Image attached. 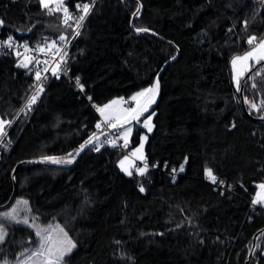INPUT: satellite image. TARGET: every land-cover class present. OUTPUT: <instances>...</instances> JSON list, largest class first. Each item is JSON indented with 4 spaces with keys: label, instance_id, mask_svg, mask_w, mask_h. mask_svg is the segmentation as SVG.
Masks as SVG:
<instances>
[{
    "label": "trees",
    "instance_id": "16d2710c",
    "mask_svg": "<svg viewBox=\"0 0 264 264\" xmlns=\"http://www.w3.org/2000/svg\"><path fill=\"white\" fill-rule=\"evenodd\" d=\"M84 3L65 0L63 7L78 18L77 5ZM132 19L134 28L149 31H136ZM0 20L2 37L33 46L56 43L71 31L62 8L49 12L40 0H0ZM263 38L262 0H98L69 49L70 76L53 78L8 133L0 205L16 181L12 204L26 197L41 223L61 221L77 243L64 264H246L251 252L249 264H264V206L253 203L264 183V62L244 86L253 117L242 105L231 64ZM23 63L14 50L0 54L5 119L17 115L35 84ZM158 77L155 127L146 162L137 164L147 165L142 175H129L119 161L143 128L128 149L95 151L96 141L71 166L45 162L73 161L99 134L101 105L115 97L128 101ZM2 210L0 225L8 234L0 260L15 259L36 233L5 219Z\"/></svg>",
    "mask_w": 264,
    "mask_h": 264
},
{
    "label": "snow or ice",
    "instance_id": "6c2138e0",
    "mask_svg": "<svg viewBox=\"0 0 264 264\" xmlns=\"http://www.w3.org/2000/svg\"><path fill=\"white\" fill-rule=\"evenodd\" d=\"M94 2V0H93ZM262 2H264V0H262ZM40 3L42 5L43 8L45 9H49V12L52 11H60L61 8L64 12L65 15V19H64V23L67 24L68 20L71 19V17L68 14V9L67 7H63V0H59V3L57 4V7L55 9H52L49 7L50 3H52V0H40ZM82 7V12L83 14L79 17V21H83L85 19V17L89 14L90 12V6L88 3H84L82 6L81 5H77V8H81ZM139 7L136 10L135 14H139ZM4 21L0 20V25H3ZM245 25H247V21L244 22ZM80 27V23H77V28ZM136 31L138 32H147L149 31V29L146 28H138L136 29ZM77 35H79V33H76ZM61 40H65L66 38L64 36L60 37ZM256 40V37H251L248 40L249 44H253L254 41ZM7 44V46L11 47L12 46V37H9L8 40L6 42H4ZM55 43V42H54ZM41 51H43V49H41ZM173 59H175V57H173ZM250 59H255L257 63H260L261 61H264V41H261L257 47H255L251 52L247 53L245 56L243 57H236L232 60V64L235 67L237 65L238 62L243 61V62H247ZM21 66L23 67H28L27 63H23ZM239 73L237 76V80H236V84H237V89L239 90V85H240V80H239ZM36 79L40 80V74L39 72L36 73ZM76 83L77 85H79V87L81 89H83V85L80 84V80L79 77H77L76 79ZM253 87H256L255 84H253ZM43 91V86L42 84L37 88L36 92L29 98L26 107L27 108H31L32 104H35L38 96L40 94V92ZM159 91V79L157 78V80L155 81V83L149 87V88H145L143 91L138 92L134 97H132L133 100L137 101V106L131 110H129V115L131 119H135L138 120L139 117L141 115H143V113L147 112L149 110V107L152 103L155 102V97L158 94ZM140 98H143V102H140ZM91 99V98H89ZM113 104L118 103V101H113ZM111 105H105L104 108H98V111H100V113L102 115L105 114V109L106 108H110ZM250 107L252 109H256L257 111L259 110L257 108V105L255 103H251ZM106 119H115L116 121L120 120L119 116L116 117H111V116H106ZM150 120H151V116L147 117L144 121V127L148 129L149 132L152 131V127L150 125ZM5 124H11V121H5L0 119V136H4L6 135L5 132ZM113 127H115L116 125L113 124ZM235 125H233L234 127ZM97 127H99V125H97ZM131 132V129L129 128L127 130V132L125 133V137H127L128 133ZM142 139L146 140L147 137H143ZM93 140L89 139L88 141H86V144H92ZM85 147V145H81L80 146V150H82ZM143 148V143H141L140 148H138L136 151L139 152L141 149ZM98 150V149H97ZM79 154V151L77 152V155ZM71 155V154H69ZM133 155H135V152L133 153ZM46 159L52 160L54 163H61V162H65V163H71L72 160H57L56 158L53 157H48ZM121 167H123V161H121ZM147 165H145L144 168H140L138 169L139 173L142 175L144 173V171L146 170ZM183 166H181L180 171H183ZM125 171H127V169H125ZM175 171V169H174ZM129 175H131V173H128ZM207 176L209 177V179L212 180L213 183L216 182V177L215 175H213L212 170L208 169L206 171ZM221 183H223L221 181ZM259 188L261 189V193H259L257 195V198L253 201L254 204H264V184L259 185ZM141 191H144V189L141 187L140 189ZM18 204L20 203H24L26 204V201L17 202ZM16 215H17V209H12L11 212H5L3 213V217L5 219H9V220H14L16 219ZM18 223L22 222L27 224L28 221L27 220H23V221H19L17 220ZM49 229H44L43 232L41 230H38L36 232V235L38 237H40V245L39 247L31 252L28 256L29 259H33L35 258H39V257H43V261L42 264H63V260L65 255L71 253V251L76 247L75 243L71 241L70 238H68V234L66 232H64V230L61 228L59 229V231L61 233H63L64 236V240L62 241H53L50 235H45L43 233H47L49 232ZM7 235L6 230H4L2 227H0V243H3L5 236ZM21 255H24V253H21ZM4 264H7V261L4 262Z\"/></svg>",
    "mask_w": 264,
    "mask_h": 264
},
{
    "label": "rangeland",
    "instance_id": "374dc122",
    "mask_svg": "<svg viewBox=\"0 0 264 264\" xmlns=\"http://www.w3.org/2000/svg\"><path fill=\"white\" fill-rule=\"evenodd\" d=\"M62 12H63V10H62ZM261 41H264V38L259 40L258 42H256L254 45H252L244 53L234 55L232 60L234 58H236V57L245 56L247 53L251 52L255 47H257L258 44ZM57 43L58 42L50 43V44H47V45L50 48H56L58 46ZM231 64H232V61H231ZM256 64H258V63L256 62L255 59H250L247 62L240 61V62L237 63V65L235 67L232 64V77H233V82H234L236 87H237L236 80H237L238 73L240 74L239 75V80H240V84H241L243 79H244V77L246 76V74ZM239 87H240V85H239ZM145 88H149V87H145ZM145 88H141V89L135 91L130 96V98L127 101V103H123V98L115 97L114 99L110 100L106 104L100 106V108H104L105 105H111L110 108H106L105 109V114L103 115L104 117H106V116H111L113 118L116 117V116L120 117L119 121H116L114 119V124L116 125L115 127L122 126V127L118 128L117 131L120 134V136L123 139L125 144L130 146L133 143V136H134V133L136 132V130L139 129V128H143V130L140 133L139 142L137 144H135L134 146H132L130 148V150L128 152H126L124 154V156L121 158V160L119 161L120 166H121V161H123V167H121V168L124 171H125V169H127V171H125L126 173H129V172L132 173V171L134 170L135 166L138 163L145 164L146 159H147L146 144H147V141H148V138H149V134L154 130V127H155V123H154V115L155 114L153 112L148 114V115H146L143 118H139L138 120L131 119L130 115H129V110H131V109H133V108H135L137 106V101L133 100L132 97H134L138 92L143 91ZM157 95L155 97V101H156ZM113 101H118V103L113 104L112 103ZM140 102L141 103L143 102V98H140ZM154 103H152L150 105L149 109L153 106ZM145 113H143V115ZM149 116H151V120H150V125L152 127V131L151 132H149L148 129L144 127V121ZM129 128L131 129V132L128 133L127 137H125V133L127 132V130ZM99 133H102V132H99ZM145 136L147 137V139L146 140L142 139ZM102 139H103V137L100 138L97 141L99 142ZM141 143H143V148L139 152H137L136 150L138 148H140ZM134 152H135V155H133ZM261 184H264V183H260L259 185H261ZM259 193H261V189L258 186V189L256 191L254 200L257 198V195ZM18 201H20V202L26 201L27 203L26 204H24V203L18 204L17 203ZM262 205L264 206V204H262ZM14 208L17 209L16 219H14V220H16V221L17 220H19V221L27 220L28 221L27 224L22 223V222H20V223L30 226L35 231V233L38 230H41L43 232L44 229H49L50 230L49 232L43 233V234L50 235L53 241L59 242V241L64 240L63 233H61L59 231V229L62 228L64 230V232H66L68 234V238H70L71 241L75 243V245L77 244L76 240L70 234V230L61 221L54 220L50 224L41 223L39 218L36 215H34L33 212L31 211V205H30V201H29L28 198H26V197H18L10 208L3 209L2 211H3V213L11 212L12 209H14ZM0 227H2L5 230V228L3 226L0 225ZM6 232H7V230H6ZM6 237H7V235L5 236V239H6ZM0 245H1V243H0ZM39 245H40V237H38L36 235V237L34 238V242H33V245L31 246V248L21 252V253H24V255H21V253H20L17 256V258H15V259L7 258V259L0 260V264H4L5 261H7V264H42L43 257H39V258H35L34 257L33 259H29L28 258L29 254L31 252L35 251L39 247ZM63 264H64V260H63Z\"/></svg>",
    "mask_w": 264,
    "mask_h": 264
},
{
    "label": "built area",
    "instance_id": "2783aa9c",
    "mask_svg": "<svg viewBox=\"0 0 264 264\" xmlns=\"http://www.w3.org/2000/svg\"><path fill=\"white\" fill-rule=\"evenodd\" d=\"M97 1L98 0H94V2L93 0H87V3L90 6V12L97 3ZM68 14L71 17V19L68 20L66 26L71 28V31L65 37L66 38L65 40L58 41L57 43L58 46L56 48H50L47 44L40 46H33L27 43L19 42L18 40H15L13 38H12V46L9 47L7 46L6 43H4L8 40V38H4L0 34V54H4L7 51L14 50L21 57L22 61L28 64V70L31 73H33L35 77L34 87L31 93L29 94V96L27 97V99L25 100V102L23 103V105L21 106L17 115L11 119H5L2 117L0 113V119L5 121H11L10 125L5 124L6 135L0 136V161L3 153L9 151L11 148V144L8 142L7 137L12 125L14 124L15 120L20 115V113H26L32 109L33 104L31 105L30 109L26 107V104L29 98L36 92L37 88L42 84L44 91L53 78L55 77L60 78L63 75L70 76V68L67 64L69 49L72 45L74 38L77 35L76 33L77 32L79 33L83 23L85 22L89 14L85 17L83 21H79V18H77V16L75 15V11L73 10L68 9ZM64 19H65V15L63 12V20ZM77 23H80V27L78 28H77ZM0 33H1V29H0ZM41 49H43V51H41ZM37 72H39L40 74V78H41L40 80L36 79ZM42 92H40V94ZM123 103H127V99L123 98ZM113 124H114V119H106V117H101L98 124L99 125L98 130L99 132H107V135H105L103 139L95 145L94 147L95 151H100L106 146H118L123 149L129 148V145L124 143L118 131L113 130L114 128L112 126ZM144 167H145L144 165H136L134 171L139 172L138 169Z\"/></svg>",
    "mask_w": 264,
    "mask_h": 264
},
{
    "label": "water",
    "instance_id": "95a60500",
    "mask_svg": "<svg viewBox=\"0 0 264 264\" xmlns=\"http://www.w3.org/2000/svg\"><path fill=\"white\" fill-rule=\"evenodd\" d=\"M139 9H140V11L142 10V3H141V2L139 3ZM140 11H139V12H140ZM135 13H136V12H135ZM135 15H136V14L133 15V19H134ZM133 19H132V26H133V28H134V25H133ZM134 29L136 30L137 28H134ZM179 54H180V51H179L178 55L175 57V59H177V58L179 57ZM263 62H264V61H261L260 63L254 65V67H253V68H252V69L246 74V76L244 77V79H243V81H242V83H241L240 90H239V94H240V97H241L242 105H243L245 111H247V113H248L250 116H252V115L248 112L247 107H246L245 96H244V86H245V82H246V80L251 76V74H252V73H253V72H254V71H255V70H256V69H257V68L263 63ZM168 63H169V62H167L166 65H167ZM166 65H165V66H166ZM158 79H159V77H158ZM160 97H161V86H160V80H159V91H158V95H157V98H156L155 103L153 104V106H152V107H151V108H150V109H149L144 115H142V116L139 117V118H143V117H145L146 115L152 113L153 110L156 108V106H157V104H158V102H159V100H160ZM252 117H253V116H252ZM123 126H124V125H123ZM120 127H122V126L114 127L113 130H118V128H120ZM105 135H107V132L99 133L98 135H96L95 137L92 138L93 143L96 142L97 140H99L100 138L104 137ZM93 143H92V144H93ZM92 144H85V147H84L82 150L79 151V154L76 155V157L74 158V160H73L71 163H65V162L54 163L53 161H45V162H46V163H50V164H54V165H58V166H64V167L71 166V165H73V164L78 160V158L81 156V154L84 152V150H85L87 147H89L90 145H92ZM13 178L16 179V170H15L14 173H13ZM16 195H17V183H16V181H15V189H14V192H13L12 196L10 197V199L8 200L7 203H5V204H3V205H0V210L9 207V206L12 204V202H13L14 198L16 197ZM255 238H256V236H255ZM254 246H255V244H254ZM251 256H252V252H251V254H250V256H249V259L247 260L246 264H249L250 259H251Z\"/></svg>",
    "mask_w": 264,
    "mask_h": 264
},
{
    "label": "crops",
    "instance_id": "0c3cea01",
    "mask_svg": "<svg viewBox=\"0 0 264 264\" xmlns=\"http://www.w3.org/2000/svg\"><path fill=\"white\" fill-rule=\"evenodd\" d=\"M65 0H63V2H64ZM59 3V0H52V3H50V5L49 6H51V5H55V4H58ZM102 117H104L102 114H100Z\"/></svg>",
    "mask_w": 264,
    "mask_h": 264
}]
</instances>
